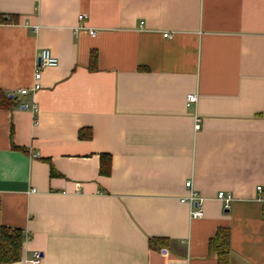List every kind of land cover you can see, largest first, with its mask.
I'll return each mask as SVG.
<instances>
[{"label":"crops","instance_id":"obj_1","mask_svg":"<svg viewBox=\"0 0 264 264\" xmlns=\"http://www.w3.org/2000/svg\"><path fill=\"white\" fill-rule=\"evenodd\" d=\"M0 93L14 264H217L219 229L228 264H264V0H0Z\"/></svg>","mask_w":264,"mask_h":264},{"label":"trees","instance_id":"obj_2","mask_svg":"<svg viewBox=\"0 0 264 264\" xmlns=\"http://www.w3.org/2000/svg\"><path fill=\"white\" fill-rule=\"evenodd\" d=\"M96 55L92 53L90 57V69L94 68ZM13 106L11 100L0 93V109H9ZM80 137H83L80 132ZM109 158L102 157L100 173L109 174ZM55 173L52 172V175ZM162 245V241H157ZM23 244V233L18 230L0 226V264H14L20 261ZM150 247L154 248L153 241H150ZM209 253L215 255L217 264H228L230 258V234L227 229L217 230L213 239L208 244Z\"/></svg>","mask_w":264,"mask_h":264},{"label":"built area","instance_id":"obj_3","mask_svg":"<svg viewBox=\"0 0 264 264\" xmlns=\"http://www.w3.org/2000/svg\"><path fill=\"white\" fill-rule=\"evenodd\" d=\"M85 18L84 15H80L78 17L79 21H82ZM35 29H37L35 27ZM88 34L92 36L96 35V31L89 29L87 30ZM167 34H164L163 37H167ZM50 51L47 49H43L39 52L35 63H34V74H33V87H32V91H36L39 89V80L41 78V72L43 69L47 68H54L58 66V60L57 58H55L51 53H49ZM28 90L27 89H22L19 91L20 95H25L27 94ZM186 107H189L191 104L196 103L197 98L196 95L190 94L187 95L186 97ZM23 108L26 109H33L34 107L31 105V107H29V105H25L23 106ZM199 129V121L196 119L195 123H194V131H197ZM36 155H34L35 157ZM185 188H187V192L188 195L185 199L181 200V203H187L191 206L192 210L190 211V217L192 219H200L203 216V210H202V203H203V198L200 197L198 195L197 192H195L192 188L191 182L188 181L185 183ZM257 191L260 192L261 188L257 187L256 188ZM216 199L220 202H222L223 208L225 210H227L229 208V205L232 201V196L229 193H225V192H218L216 195ZM41 254H39V252H33L32 254V258L28 261H26L27 264H39L40 263V259H41Z\"/></svg>","mask_w":264,"mask_h":264}]
</instances>
